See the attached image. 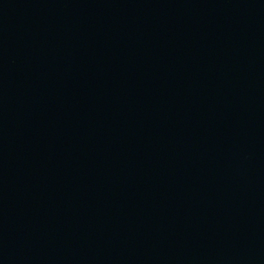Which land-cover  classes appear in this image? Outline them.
Segmentation results:
<instances>
[{"label":"water","instance_id":"obj_1","mask_svg":"<svg viewBox=\"0 0 264 264\" xmlns=\"http://www.w3.org/2000/svg\"><path fill=\"white\" fill-rule=\"evenodd\" d=\"M0 264H264V0H0Z\"/></svg>","mask_w":264,"mask_h":264}]
</instances>
